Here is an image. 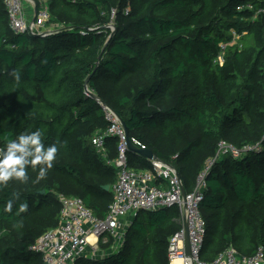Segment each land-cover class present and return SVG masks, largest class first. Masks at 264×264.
Here are the masks:
<instances>
[{"label":"trees","instance_id":"1","mask_svg":"<svg viewBox=\"0 0 264 264\" xmlns=\"http://www.w3.org/2000/svg\"><path fill=\"white\" fill-rule=\"evenodd\" d=\"M248 2L258 4L52 0L50 23L62 26L40 35L14 32L0 0V148L6 154L10 140L37 131L42 151L57 147L51 168H33L28 155L27 180L0 183V264H43L32 247L58 226L61 195L81 197L94 214L107 215L118 179L107 159L116 157L118 140L107 138L106 154L92 143L109 125L98 99L122 118L130 137L177 169L187 192L220 141L255 147L238 158L221 155L206 177L201 256L212 261L230 247L251 256L264 247V13L238 10ZM233 30L242 46L229 45L220 65V44L232 40ZM127 155L131 168H152L137 152ZM179 217L177 205L140 210L119 246L109 238L100 242L109 253L77 263L170 264Z\"/></svg>","mask_w":264,"mask_h":264},{"label":"built area","instance_id":"2","mask_svg":"<svg viewBox=\"0 0 264 264\" xmlns=\"http://www.w3.org/2000/svg\"><path fill=\"white\" fill-rule=\"evenodd\" d=\"M27 1L33 3L34 14L31 19H28L26 13ZM51 1L4 0L11 29L17 33L45 35L54 28L62 26L50 23ZM257 1L258 4L254 2L242 4L238 10L252 11L258 16L264 13V0ZM48 23H50L49 27ZM241 35L236 30L232 31V40L220 44L216 62L223 65L225 51L229 45L242 46ZM99 103L109 125L105 132L93 137L94 147L106 154L107 138L114 137L118 140L116 157L107 159V162L117 169L118 179L113 185V200L107 215L101 218L94 214L81 197L61 195V219L58 226L45 232L32 247V250L41 253L43 264H78L80 258H95L100 242L106 243L109 238H113L114 247L121 244L128 224L140 210L153 211L175 205L179 207L178 220L182 223V229L170 240V264H264L263 246L251 256L241 254L234 247L228 248L212 261H206L201 256L206 237V221L200 203L204 199L207 187L206 177L221 154L229 153L238 158L255 147L246 146L239 149L225 140L220 141L219 152L207 159V164L199 174L194 190L186 191L184 196L183 182L177 169L158 158L140 140L130 137L122 118L106 103L100 101ZM130 150L138 154L142 150L146 152V155H140L151 163L152 168L145 170L131 168L127 155ZM184 221H187L190 234V255L186 254Z\"/></svg>","mask_w":264,"mask_h":264},{"label":"clouds","instance_id":"3","mask_svg":"<svg viewBox=\"0 0 264 264\" xmlns=\"http://www.w3.org/2000/svg\"><path fill=\"white\" fill-rule=\"evenodd\" d=\"M18 143L15 140H10L6 147V154L0 151V155L3 156L0 159V183H6L10 179H17L20 181H26L27 175L25 171V165L28 161L25 160V156L32 155L34 158L31 161L33 168L37 164H46L48 169L52 166V161L57 153V147L52 145L46 150L42 151L41 134L39 131L32 133L31 135L21 134L18 137ZM34 146L33 150L28 151V146ZM20 153V155H17ZM46 175V169L41 168L39 171V178H44ZM12 202L9 201L5 211H11ZM27 205H20V211H26Z\"/></svg>","mask_w":264,"mask_h":264},{"label":"water","instance_id":"4","mask_svg":"<svg viewBox=\"0 0 264 264\" xmlns=\"http://www.w3.org/2000/svg\"><path fill=\"white\" fill-rule=\"evenodd\" d=\"M87 93L91 96V97H94V98H96V96H95V94H93L91 91H89L88 89H87ZM98 99V98H97ZM98 101H100V102H103V101H101V100H99L98 99ZM104 103V102H103ZM126 130H127V127H126ZM127 133L129 134V132H128V130H127ZM153 152V151H152ZM140 154H142V155H146V152H144L143 150L142 151H140ZM180 176V175H179ZM103 188L105 189V190H110V186L109 185H105V186H103ZM185 193H186V191H185V189L183 188V195L185 196ZM184 227H185V244H186V254L187 255H190L191 254V249H190V234H189V229H188V224H187V221H184Z\"/></svg>","mask_w":264,"mask_h":264},{"label":"rangeland","instance_id":"5","mask_svg":"<svg viewBox=\"0 0 264 264\" xmlns=\"http://www.w3.org/2000/svg\"><path fill=\"white\" fill-rule=\"evenodd\" d=\"M26 13H27V17H28V19L30 18H32L33 17V14H34V11H33V3L31 2V1H27L26 2ZM48 25V27H49V25H50V23H48L47 24ZM112 27H114V26H112ZM113 29H115V27L113 28ZM172 145V144H171ZM218 152H219V148H218ZM221 155H223V154H221ZM220 155V156H221ZM243 155V154H242ZM207 161L208 160H206V162H205V164H207ZM204 164V165H205ZM148 232H149V226H146L145 227V230L142 232V236H146L147 234H148ZM140 243H141V241H139L138 243H137V245H136V248L137 247H139L140 246ZM105 254L102 250H101V246H99V248H98V251H97V256L95 257V258H98V257H101V254ZM107 253V252H106ZM91 255V254H90ZM89 257H91V256H89Z\"/></svg>","mask_w":264,"mask_h":264},{"label":"crops","instance_id":"6","mask_svg":"<svg viewBox=\"0 0 264 264\" xmlns=\"http://www.w3.org/2000/svg\"><path fill=\"white\" fill-rule=\"evenodd\" d=\"M101 250L105 253V254H107V253H109V250H108V252L106 253L102 248H101ZM101 255H103V253L101 254Z\"/></svg>","mask_w":264,"mask_h":264}]
</instances>
